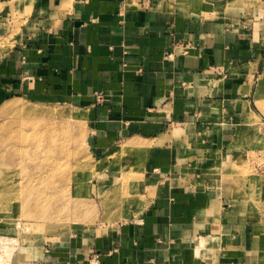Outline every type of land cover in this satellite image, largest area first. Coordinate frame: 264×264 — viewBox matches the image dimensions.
I'll return each instance as SVG.
<instances>
[{"label": "crops", "instance_id": "obj_1", "mask_svg": "<svg viewBox=\"0 0 264 264\" xmlns=\"http://www.w3.org/2000/svg\"><path fill=\"white\" fill-rule=\"evenodd\" d=\"M201 1L0 0V104H72L116 178L130 163L115 150L141 160L128 217L47 244L36 264H264V214L211 177L240 126L264 125V0Z\"/></svg>", "mask_w": 264, "mask_h": 264}, {"label": "rangeland", "instance_id": "obj_2", "mask_svg": "<svg viewBox=\"0 0 264 264\" xmlns=\"http://www.w3.org/2000/svg\"><path fill=\"white\" fill-rule=\"evenodd\" d=\"M178 1L205 8L201 0ZM46 120L51 122L44 125ZM263 126L255 115L240 126L233 137L240 150L231 152L222 173L211 176L223 195L232 201L242 197L250 217L264 214ZM90 142L85 113L72 104L31 96L0 104V152L8 143L18 148L10 153L14 158L0 163V213L6 214L0 217V264H36L47 244L110 226L135 210L141 197L130 177L140 166L139 154L125 148L113 152L130 163L118 179L110 155H99Z\"/></svg>", "mask_w": 264, "mask_h": 264}, {"label": "bare ground", "instance_id": "obj_3", "mask_svg": "<svg viewBox=\"0 0 264 264\" xmlns=\"http://www.w3.org/2000/svg\"><path fill=\"white\" fill-rule=\"evenodd\" d=\"M23 111L24 110H22L21 112H23ZM23 113H28V114L36 115L39 112L36 111V110H29V111L28 110H25ZM50 122H51L50 120H46V121H43V124L45 125V124L50 123ZM16 149H18V148H16V144L15 143H12V144L11 143H8V147L5 150H3V151L0 152V163H3V161L5 162V160H8V159L10 160V159L14 158V157H11L10 155L11 154L12 155L13 154H16ZM3 216H6V214L5 213H0V217H3ZM1 261H2V258L0 256V262Z\"/></svg>", "mask_w": 264, "mask_h": 264}, {"label": "built area", "instance_id": "obj_4", "mask_svg": "<svg viewBox=\"0 0 264 264\" xmlns=\"http://www.w3.org/2000/svg\"><path fill=\"white\" fill-rule=\"evenodd\" d=\"M263 165H264V163H263ZM262 168H264V167H262ZM88 264H99V256L96 254L90 255Z\"/></svg>", "mask_w": 264, "mask_h": 264}]
</instances>
